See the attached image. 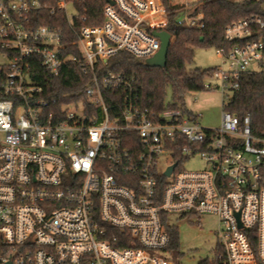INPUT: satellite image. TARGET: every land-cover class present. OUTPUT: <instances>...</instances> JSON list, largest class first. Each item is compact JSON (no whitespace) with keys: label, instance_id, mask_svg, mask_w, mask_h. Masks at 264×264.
Masks as SVG:
<instances>
[{"label":"built area","instance_id":"built-area-1","mask_svg":"<svg viewBox=\"0 0 264 264\" xmlns=\"http://www.w3.org/2000/svg\"><path fill=\"white\" fill-rule=\"evenodd\" d=\"M83 1L0 0V264H172L154 254L170 245V214L217 217L216 264H264V139L250 116L222 110L220 127L205 129L188 109L149 111L134 78L109 66L119 53L145 64L160 49L153 33H169L170 10L186 29L204 27L202 10L105 0L87 18ZM43 13L63 14L69 34L59 19L40 25ZM256 28L259 16L230 24L225 41L238 43L216 50L227 69H213L204 89L222 94V108L243 75L264 71ZM68 64L85 78L83 96L59 102L34 68L57 78ZM194 156L203 170L180 168Z\"/></svg>","mask_w":264,"mask_h":264},{"label":"trees","instance_id":"trees-1","mask_svg":"<svg viewBox=\"0 0 264 264\" xmlns=\"http://www.w3.org/2000/svg\"><path fill=\"white\" fill-rule=\"evenodd\" d=\"M105 0H84L77 4L81 14L89 17H99ZM203 12L204 27L202 29H186L175 25V14L170 10L169 24L166 30L173 36L167 54L164 68H149L143 62L135 61L132 56L119 53L109 61L110 69L123 74L126 78L133 77V96L136 95L139 104L149 111L160 112L164 109L186 110L185 96L191 93L205 91L204 84L210 79L213 69L189 68L195 49H224L227 50L237 41L228 43L225 41V29L232 23L251 16H259L264 22V0H200L196 4ZM41 24L53 26L59 19V24L65 35L69 34L63 14L57 18L43 13ZM262 36L264 29L256 30L253 38ZM73 36H70L72 39ZM66 43V40L65 42ZM77 54L75 49L72 51ZM68 53V51H67ZM70 53V52H69ZM37 77L35 83L47 90L50 97L59 102L65 101L64 96H73L79 99L83 96L85 78L74 64L66 65L57 78L47 75L41 67H35ZM216 69V68H215ZM167 90L171 91V101L166 100ZM119 93V92H118ZM113 93L123 99V93ZM108 101V99H107ZM222 110L236 116L240 121L249 115L251 130L254 136L264 139V71L250 72L243 75L239 81V89L229 97ZM170 245L167 250L178 248V232L176 228L167 229ZM210 264V263H202ZM216 264V262H215Z\"/></svg>","mask_w":264,"mask_h":264},{"label":"rangeland","instance_id":"rangeland-1","mask_svg":"<svg viewBox=\"0 0 264 264\" xmlns=\"http://www.w3.org/2000/svg\"><path fill=\"white\" fill-rule=\"evenodd\" d=\"M178 3L187 2L192 5L200 4V0H173ZM73 10H70V15ZM192 62L189 68H200L202 70L221 68L227 69L224 59L216 53L215 49L198 48L195 49ZM5 57L0 55V63L5 62ZM250 70L256 69L252 64ZM166 100L171 101V91L167 90ZM196 99V100H195ZM195 100V101H194ZM222 94L217 90H205L200 93L186 94V109L192 113L197 122L205 129H217L220 127ZM166 161H161L159 170L162 172ZM205 163L199 156H194L183 161L181 169L186 171L203 170ZM169 226L175 227L178 232V248L176 250H166L165 252H155L172 264H214L218 253L217 246V217L211 214H198L181 217L177 214L169 215Z\"/></svg>","mask_w":264,"mask_h":264},{"label":"water","instance_id":"water-1","mask_svg":"<svg viewBox=\"0 0 264 264\" xmlns=\"http://www.w3.org/2000/svg\"><path fill=\"white\" fill-rule=\"evenodd\" d=\"M153 35L160 40V49L157 54L145 61V66L149 68H164L166 65L168 49L170 46V35L167 32H155ZM175 165L169 167L165 172V176H169Z\"/></svg>","mask_w":264,"mask_h":264},{"label":"crops","instance_id":"crops-1","mask_svg":"<svg viewBox=\"0 0 264 264\" xmlns=\"http://www.w3.org/2000/svg\"><path fill=\"white\" fill-rule=\"evenodd\" d=\"M181 1V0H180ZM176 3H178V1H175ZM182 2V1H181ZM183 3V2H182ZM181 4V3H180ZM194 6H196V4L194 5Z\"/></svg>","mask_w":264,"mask_h":264}]
</instances>
